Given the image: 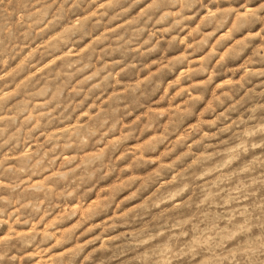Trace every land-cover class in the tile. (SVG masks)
I'll use <instances>...</instances> for the list:
<instances>
[{"label":"rangeland","instance_id":"rangeland-1","mask_svg":"<svg viewBox=\"0 0 264 264\" xmlns=\"http://www.w3.org/2000/svg\"><path fill=\"white\" fill-rule=\"evenodd\" d=\"M0 264H264V0H0Z\"/></svg>","mask_w":264,"mask_h":264}]
</instances>
